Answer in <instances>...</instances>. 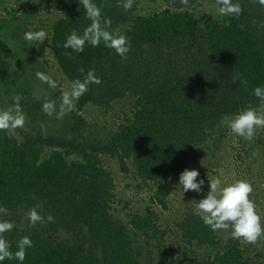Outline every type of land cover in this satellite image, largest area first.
Returning <instances> with one entry per match:
<instances>
[{"label": "trees", "instance_id": "trees-1", "mask_svg": "<svg viewBox=\"0 0 264 264\" xmlns=\"http://www.w3.org/2000/svg\"><path fill=\"white\" fill-rule=\"evenodd\" d=\"M48 1L62 13L51 31V52L61 72L70 81L83 79L89 68H95L102 78L76 100V109L69 113L71 130L78 133L88 124L78 112L87 103L109 109L114 99L128 93L137 98V106L103 146L74 142L68 151L51 135L25 133L18 139L11 130H0V220H15V227L4 235L13 250L20 236H31L34 243L23 264H141L132 252L126 224L110 212L114 178L102 152L117 156L124 172L130 169L127 158L133 157L137 174L146 180L178 177L195 159L196 144L224 115L249 103L260 107L252 89L264 85V5L239 0L243 11L238 16L218 18L205 12L195 17L189 8L199 0H163L166 10L133 17L142 0H134L127 11L118 0H97L103 14L111 17L113 29L127 25L121 33L132 47L122 59L103 42L86 44L81 53L64 48L67 35L74 28L82 32L91 21L77 0ZM10 55L1 41L4 85L10 81ZM45 99L50 98L23 97L27 116L45 117ZM56 121L48 122L51 128L64 124ZM37 202L44 215L53 213L54 222L29 225L27 212ZM131 223L137 230L158 228L152 214L134 211ZM178 226L189 244L220 242L194 210ZM61 232L79 239L74 244L57 240L55 235ZM229 241L214 262L245 264L241 243ZM3 264L19 262L5 259Z\"/></svg>", "mask_w": 264, "mask_h": 264}, {"label": "rangeland", "instance_id": "rangeland-1", "mask_svg": "<svg viewBox=\"0 0 264 264\" xmlns=\"http://www.w3.org/2000/svg\"><path fill=\"white\" fill-rule=\"evenodd\" d=\"M217 3L213 0H199L189 8V11L199 17L205 12L221 18L215 9ZM168 8L163 0H142L139 2L133 17L162 12ZM62 15L60 10L48 0H0V42L6 44L11 55L7 57L10 81L5 80L0 71V106L12 102L14 94L22 97H49L55 99L57 108L60 101V87L50 88L46 82L36 78L35 72L41 70L57 80L58 85L68 86V80L61 72L56 59L51 52V31L54 22ZM126 24L120 25L119 32L124 31ZM44 29L47 37L43 41H25L23 33L26 30ZM26 95V96H25ZM76 101L72 110L76 109ZM137 106V98L131 94L114 99L111 107L105 109L92 103H87L78 110L87 121V125L78 133L71 130L70 112L63 117L55 114L36 119L27 116L24 127L12 131L14 137L21 139L23 134H47L58 141L59 147L72 150V143L86 142L87 144L103 146L105 139L118 130L133 113ZM262 111L261 106H254ZM264 107V106H263ZM63 120L51 128L48 122ZM59 122V121H58ZM66 122H68L66 124ZM41 123V124H40ZM42 125L46 129L42 128ZM196 157L190 161L187 168H197L205 184L204 192L189 190L184 193L178 187V177L146 180L137 174L136 161L127 158L129 171L124 172L120 167L117 156L109 152H102V159L114 178V201L110 212L117 219L126 224L127 233L131 240L133 254L141 264H217L214 262L217 254L224 252L229 246V239L239 241L244 250L245 264H264V236L255 242H248L243 238H233L230 229L217 230L220 242L201 244L194 241L189 244L178 226L185 214L193 210V204L208 191V180L219 175L225 182L235 179H247L253 185L250 197L255 200L264 222V133L257 128L252 140L232 133L226 124L221 122L208 130L206 137L194 147ZM75 158V156H71ZM165 187L161 190V186ZM165 204H163V202ZM152 214L157 229L137 230L131 223L132 212ZM15 222V220H13ZM57 240L74 244L79 236L61 232L55 235ZM87 246L92 250L91 242ZM101 254V249H97Z\"/></svg>", "mask_w": 264, "mask_h": 264}, {"label": "clouds", "instance_id": "clouds-1", "mask_svg": "<svg viewBox=\"0 0 264 264\" xmlns=\"http://www.w3.org/2000/svg\"><path fill=\"white\" fill-rule=\"evenodd\" d=\"M78 5L83 6V15L91 22L83 31L73 29L64 40L63 47L70 48L75 53L85 50V45L98 46L103 42L105 47L114 49L122 59L127 58L132 45L127 35L112 28V19L103 14L102 5L97 0H77ZM125 11L132 8L134 0H118ZM264 5V0H258ZM216 13L220 16L240 15L243 11L239 0H217ZM47 37L44 29L26 30L23 33L25 41H43ZM147 47V45H145ZM71 54V53H70ZM84 72V69H80ZM37 79L46 82L50 88L60 87V101L57 108L55 99H45L42 109L48 115L55 114L63 117L70 112L76 100L88 91L90 84H100L102 78L96 74L95 68H89L84 78L76 77L68 82V86L58 85L57 80L44 71L35 72ZM252 94L258 98L260 106H264V85L257 84L252 89ZM21 94H14L12 102L6 106H0V130H14L24 127L27 113L21 100ZM226 124L232 133L245 140H252L257 128L264 127V111H258L256 107L249 105L240 110L224 115L220 121ZM200 176L197 168H184L179 173L178 187H182L184 193L189 190L204 192L202 187L205 179ZM253 192V185L247 179H235L232 182H225L219 175L208 180V191L193 204L194 213L200 217L203 223L212 231L230 229L233 238H243L248 242H255L264 236V222L261 213L254 199L250 197ZM40 203L37 202L29 208L27 220L29 225L37 223L54 222L55 216L49 212L44 215L40 211ZM15 227L11 220H0V264L5 259L16 260L23 264L27 250L33 246L30 235H22L16 240V248L13 250L12 242L4 234Z\"/></svg>", "mask_w": 264, "mask_h": 264}]
</instances>
